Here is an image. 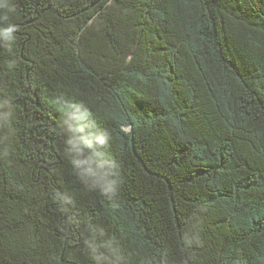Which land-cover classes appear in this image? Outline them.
I'll return each instance as SVG.
<instances>
[{
	"label": "trees",
	"instance_id": "trees-1",
	"mask_svg": "<svg viewBox=\"0 0 264 264\" xmlns=\"http://www.w3.org/2000/svg\"><path fill=\"white\" fill-rule=\"evenodd\" d=\"M11 3L0 264H94L93 239L119 264H264V0ZM55 97L110 134L114 196L74 172Z\"/></svg>",
	"mask_w": 264,
	"mask_h": 264
},
{
	"label": "clouds",
	"instance_id": "clouds-1",
	"mask_svg": "<svg viewBox=\"0 0 264 264\" xmlns=\"http://www.w3.org/2000/svg\"><path fill=\"white\" fill-rule=\"evenodd\" d=\"M11 0H0V13L3 21H8L7 13L13 12ZM17 26L14 23H0V43L11 47L16 41ZM14 65L10 64V67ZM53 106L61 112L63 124L71 129L66 141L69 163L76 175L84 182H89L100 193L107 197L114 196L118 191L119 165L106 151L110 143V134L99 129L90 110L82 103L66 101L62 97L52 100ZM5 105L0 103V108ZM12 112L0 113L7 120ZM67 199V198H65ZM191 243V241H188ZM94 264H106L109 259L101 247L111 254L113 264H119L118 249L113 243L104 242L98 245L95 239L87 242Z\"/></svg>",
	"mask_w": 264,
	"mask_h": 264
}]
</instances>
